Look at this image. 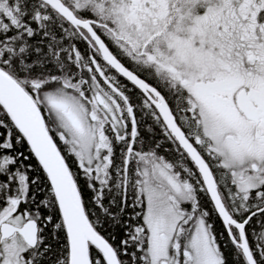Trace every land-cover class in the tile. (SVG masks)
I'll list each match as a JSON object with an SVG mask.
<instances>
[{"label":"snow or ice","instance_id":"1","mask_svg":"<svg viewBox=\"0 0 264 264\" xmlns=\"http://www.w3.org/2000/svg\"><path fill=\"white\" fill-rule=\"evenodd\" d=\"M0 264H264V0H0Z\"/></svg>","mask_w":264,"mask_h":264}]
</instances>
